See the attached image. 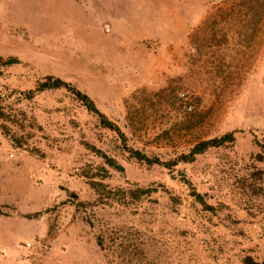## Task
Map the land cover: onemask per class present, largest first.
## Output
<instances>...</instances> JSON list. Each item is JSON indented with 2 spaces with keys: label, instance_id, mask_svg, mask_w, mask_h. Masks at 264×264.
<instances>
[{
  "label": "rangeland",
  "instance_id": "obj_1",
  "mask_svg": "<svg viewBox=\"0 0 264 264\" xmlns=\"http://www.w3.org/2000/svg\"><path fill=\"white\" fill-rule=\"evenodd\" d=\"M0 264H264V0H0Z\"/></svg>",
  "mask_w": 264,
  "mask_h": 264
},
{
  "label": "trees",
  "instance_id": "obj_2",
  "mask_svg": "<svg viewBox=\"0 0 264 264\" xmlns=\"http://www.w3.org/2000/svg\"><path fill=\"white\" fill-rule=\"evenodd\" d=\"M58 87H63L69 92H71L78 101L89 111L95 113L98 117L99 123L114 131L118 137L123 140V135L115 126L113 123H111L109 120H107L99 111L96 109L93 101L83 92L74 89L72 86H70L67 82L61 80L58 77H53V76H45L37 82L36 84V89L37 90H43L47 88H58ZM234 140V133L233 131H227L224 132L223 134L217 136V137H212L204 140H200L193 144V146L188 150L186 154H181L180 156L177 157L176 160H181L183 162H189L194 159V157L203 151H205L208 148L211 147H219L222 145H225L226 143L232 142ZM127 151L129 153V156L135 159L136 161L139 162H144V163H157L159 164L160 162L156 158H148L146 157L143 153H141L138 150H133L131 148H127ZM176 160H172L171 162H164L162 165L168 166L169 163L174 164ZM110 161V160H109ZM112 163V162H111ZM195 198L199 199L200 196L198 193H195L193 189H191L190 192Z\"/></svg>",
  "mask_w": 264,
  "mask_h": 264
}]
</instances>
